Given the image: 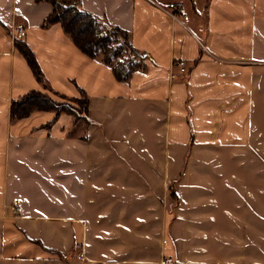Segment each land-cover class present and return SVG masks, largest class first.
Returning <instances> with one entry per match:
<instances>
[{
  "label": "crops",
  "instance_id": "obj_1",
  "mask_svg": "<svg viewBox=\"0 0 264 264\" xmlns=\"http://www.w3.org/2000/svg\"><path fill=\"white\" fill-rule=\"evenodd\" d=\"M77 7L147 57L118 81L42 26L48 1L0 0V264H264V0ZM19 23L46 85L15 47ZM32 90L83 97L81 115L13 118Z\"/></svg>",
  "mask_w": 264,
  "mask_h": 264
},
{
  "label": "trees",
  "instance_id": "obj_2",
  "mask_svg": "<svg viewBox=\"0 0 264 264\" xmlns=\"http://www.w3.org/2000/svg\"><path fill=\"white\" fill-rule=\"evenodd\" d=\"M52 5V11L42 23L43 27L59 23L72 39L73 43L85 55L94 58L100 57L101 61L110 66L118 81H127L133 71L142 67V62L147 55L133 48L128 39V34L119 28H107L97 17L79 9L78 0H45ZM123 41L119 42V38ZM15 47L25 58L34 78L45 84L42 71L35 59L33 52L22 39H14ZM128 49L133 57L127 60L124 50ZM83 100L84 98L76 100ZM34 111H53L56 116L62 112H71L73 116L81 111L67 102H58L46 94L32 90L10 105V113L13 118L21 119L29 116Z\"/></svg>",
  "mask_w": 264,
  "mask_h": 264
},
{
  "label": "built area",
  "instance_id": "obj_3",
  "mask_svg": "<svg viewBox=\"0 0 264 264\" xmlns=\"http://www.w3.org/2000/svg\"><path fill=\"white\" fill-rule=\"evenodd\" d=\"M167 14L176 21H179L180 17L184 15V9L180 6H174L167 9ZM15 37L22 39L26 35L25 26L23 24H16L15 25ZM173 66H176L179 69V74L183 75L187 72L186 64L184 60H177L173 62ZM11 210L14 215H21L23 211L22 204L19 200L15 199L12 201ZM82 254L79 255L81 257ZM171 259L164 260L161 264H171Z\"/></svg>",
  "mask_w": 264,
  "mask_h": 264
},
{
  "label": "rangeland",
  "instance_id": "obj_4",
  "mask_svg": "<svg viewBox=\"0 0 264 264\" xmlns=\"http://www.w3.org/2000/svg\"><path fill=\"white\" fill-rule=\"evenodd\" d=\"M123 41V39L120 37L119 38V42H122ZM124 54H125V57L124 58H126L127 60H129V59H131L134 55H133V53H131L128 49H126L125 48V50H124ZM50 92V91H49ZM45 94V93H44ZM48 97H50L51 99H53V100H56V101H58V102H65V101H67L66 99H65V101H62V99H64V98H61V96H59V95H56V94H53V93H51L50 92V94L48 93V94H46ZM68 103V102H67ZM76 104H77V106L79 107V109H82L83 108V100H79L78 102H76Z\"/></svg>",
  "mask_w": 264,
  "mask_h": 264
}]
</instances>
